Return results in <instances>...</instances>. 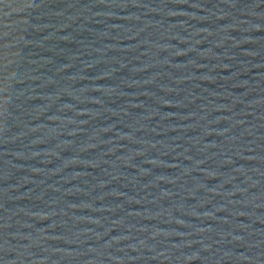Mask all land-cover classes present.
I'll use <instances>...</instances> for the list:
<instances>
[{
	"label": "water",
	"instance_id": "95a60500",
	"mask_svg": "<svg viewBox=\"0 0 264 264\" xmlns=\"http://www.w3.org/2000/svg\"><path fill=\"white\" fill-rule=\"evenodd\" d=\"M0 264H264V0H0Z\"/></svg>",
	"mask_w": 264,
	"mask_h": 264
}]
</instances>
